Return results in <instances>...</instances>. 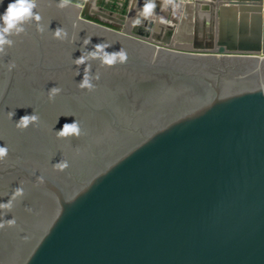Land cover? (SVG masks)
Listing matches in <instances>:
<instances>
[{"label": "water", "instance_id": "95a60500", "mask_svg": "<svg viewBox=\"0 0 264 264\" xmlns=\"http://www.w3.org/2000/svg\"><path fill=\"white\" fill-rule=\"evenodd\" d=\"M93 1L36 0L0 53V264H264V0H208L234 7L226 35L182 44ZM102 42L127 62L76 63Z\"/></svg>", "mask_w": 264, "mask_h": 264}, {"label": "clouds", "instance_id": "9594fccd", "mask_svg": "<svg viewBox=\"0 0 264 264\" xmlns=\"http://www.w3.org/2000/svg\"><path fill=\"white\" fill-rule=\"evenodd\" d=\"M2 2V0H0ZM70 3V0H60L59 7H66ZM169 4L174 7L178 5L175 4V0H168ZM37 7L36 0H14V2L9 3L4 14L0 16V53L4 52L5 46H11L13 41L8 37L11 35H19L25 32L24 24L27 21L35 20L39 22L41 16L39 13L35 12L34 9ZM156 3L155 0H145L143 7L141 8V17L136 18L134 23L136 26H140L144 19L151 17L155 13ZM41 31L43 29H40ZM55 37L58 39H63L67 37V32L62 28H57L55 31ZM94 50L90 51L87 55H81L76 59L77 64H86L87 61L91 59H99L102 64L107 66H113L117 63L123 64L127 62L128 56L127 52L121 48L119 51L108 52L106 49L111 47L110 45L102 42L93 46ZM15 67L14 64L9 65V69ZM99 79V74L93 75L89 70H85L83 74V79L79 82L80 88H86L88 90H93L95 85L93 80ZM61 91L59 88L51 89V94L54 96ZM51 98V97H50ZM12 117L15 113L10 114ZM38 117L34 114L25 115L19 119L17 127L26 129L30 124H34L38 121ZM59 137H79L81 135V129L77 120H74L71 124H64L62 129L57 132ZM8 153L7 147H0V159L4 158ZM67 161H60L54 165L55 168L60 171L65 170L68 167ZM17 193H22L21 189H17ZM10 206V205H9ZM2 207V206H0ZM8 226L14 224V220H5ZM4 227V223H0V228Z\"/></svg>", "mask_w": 264, "mask_h": 264}, {"label": "crops", "instance_id": "0c3cea01", "mask_svg": "<svg viewBox=\"0 0 264 264\" xmlns=\"http://www.w3.org/2000/svg\"><path fill=\"white\" fill-rule=\"evenodd\" d=\"M143 0L139 2L143 4ZM208 0H183L179 1L178 5V15L176 19H169L166 17V20L159 18L158 11L156 9V13L153 15V19L161 20L167 22L169 24H173L175 26L174 34L172 38V44H182L183 42L192 41L194 36H196L197 41L202 42L206 40L208 35V25L210 19L214 20L216 24L217 21H220V25L224 35H226V31L231 24V20H233V16L236 17V12L233 13L231 8L228 7L226 10H219L215 8L212 12L213 18L209 16V7L207 5ZM221 1V0H216ZM238 14V13H237ZM150 18V19H151ZM238 20V19H237ZM234 19V22H237ZM242 22L246 24L249 28L250 20L247 18H242ZM237 24V23H236ZM243 24V23H242ZM237 35V33H236Z\"/></svg>", "mask_w": 264, "mask_h": 264}, {"label": "rangeland", "instance_id": "374dc122", "mask_svg": "<svg viewBox=\"0 0 264 264\" xmlns=\"http://www.w3.org/2000/svg\"><path fill=\"white\" fill-rule=\"evenodd\" d=\"M139 1L140 0H94L93 4L95 7L97 6L102 7L106 10H111L115 13L129 14L134 11L135 13L141 14V8L143 7V4L145 1L144 0H143L144 2L142 1L143 4H141ZM179 1H183V0H175V4L179 5ZM155 3H156L155 11L157 9L158 11L157 16L159 18L164 19V20H166V17H168L171 20L176 19V16L178 15V12H179L178 6L174 7L172 4L168 3V0H155ZM151 17H153V15ZM151 17H148V18H151ZM73 30L74 28L72 25L70 36H69V44L71 43V40H72ZM152 62L153 60L151 59L150 63ZM252 71H258L257 66ZM242 76H245V74ZM242 76L237 75L235 78H240Z\"/></svg>", "mask_w": 264, "mask_h": 264}]
</instances>
